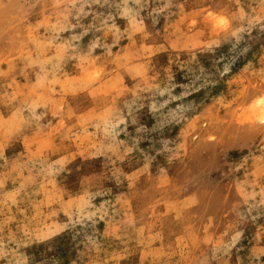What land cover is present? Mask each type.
Masks as SVG:
<instances>
[{"label": "rangeland", "instance_id": "1", "mask_svg": "<svg viewBox=\"0 0 264 264\" xmlns=\"http://www.w3.org/2000/svg\"><path fill=\"white\" fill-rule=\"evenodd\" d=\"M0 264H264V0H0Z\"/></svg>", "mask_w": 264, "mask_h": 264}]
</instances>
